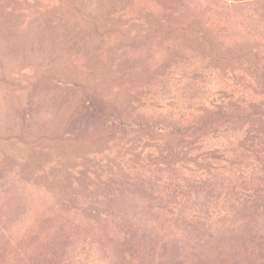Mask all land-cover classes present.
Returning a JSON list of instances; mask_svg holds the SVG:
<instances>
[{
	"label": "rangeland",
	"instance_id": "374dc122",
	"mask_svg": "<svg viewBox=\"0 0 264 264\" xmlns=\"http://www.w3.org/2000/svg\"><path fill=\"white\" fill-rule=\"evenodd\" d=\"M263 99L264 0H0V264H264Z\"/></svg>",
	"mask_w": 264,
	"mask_h": 264
},
{
	"label": "trees",
	"instance_id": "16d2710c",
	"mask_svg": "<svg viewBox=\"0 0 264 264\" xmlns=\"http://www.w3.org/2000/svg\"><path fill=\"white\" fill-rule=\"evenodd\" d=\"M236 108V105L233 102H229L226 105H218L214 107V112H212L213 117L220 116L227 117L226 114L229 110ZM242 119H244L247 123H249L250 130L249 132H246L245 139L243 140V143L241 144L242 150L244 149L245 152L248 154V157L252 158L255 156L256 160H261V152L263 147V137H264V131L259 128L255 129V126H253L252 120H263L264 121V99L263 101L255 104H251L248 106V111L245 112V114H242L240 116ZM239 118V116H238ZM194 131H191V136L194 134ZM164 159H166L167 156H165V153H161ZM200 155V156H199ZM198 156L196 155V160H200L202 162V169L206 170V172H210L211 170H217V165H219L222 162H226L224 160V157L220 155L219 153L215 152H207L204 154L201 152ZM162 158V159H163ZM163 159V160H164ZM221 165V164H220ZM216 167V168H215ZM247 203V202H246Z\"/></svg>",
	"mask_w": 264,
	"mask_h": 264
}]
</instances>
